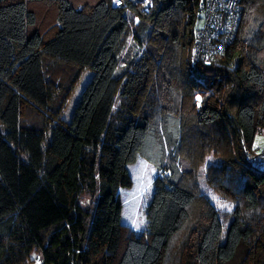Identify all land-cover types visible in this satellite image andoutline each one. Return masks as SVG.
Wrapping results in <instances>:
<instances>
[{
    "label": "trees",
    "instance_id": "16d2710c",
    "mask_svg": "<svg viewBox=\"0 0 264 264\" xmlns=\"http://www.w3.org/2000/svg\"><path fill=\"white\" fill-rule=\"evenodd\" d=\"M125 2L0 0V264H264V0L195 66L201 0ZM38 3L58 9L42 30ZM138 157L157 171L140 232L120 193Z\"/></svg>",
    "mask_w": 264,
    "mask_h": 264
},
{
    "label": "rangeland",
    "instance_id": "374dc122",
    "mask_svg": "<svg viewBox=\"0 0 264 264\" xmlns=\"http://www.w3.org/2000/svg\"><path fill=\"white\" fill-rule=\"evenodd\" d=\"M73 1L79 5H82L85 2H90L91 0ZM115 3L119 5L120 1L115 0ZM124 3L126 5L125 0ZM33 8L37 11L39 16L38 27L40 30L48 28L53 22L57 20L58 9L55 4L38 3ZM203 24L204 20L200 19L198 25L202 26ZM134 49V40L132 35H130L126 48L122 54V67L125 68L127 66V58L129 55L134 54ZM92 76L93 72H85L72 95H67L68 99L66 102H64L65 104H63L66 106L64 107V118L68 121L72 119L75 107L80 100L82 91L87 83L91 80ZM61 77L62 75L57 74V79H61ZM252 149L256 154L261 153L264 150V131L257 133L253 141ZM128 168L133 179V186L131 188H123L120 192L123 201L122 223L130 227L132 230L140 232L144 230L147 224L146 206L150 202L154 193V179L157 175V171L153 165L148 163L142 157H138L134 163L129 164ZM202 184L203 190L207 194L211 195V198L218 209L225 212L232 211L234 208V204L232 202L226 201L222 197L215 194L211 188L208 187L205 180H202ZM84 199L88 201V196H85ZM222 205H226V207H222Z\"/></svg>",
    "mask_w": 264,
    "mask_h": 264
},
{
    "label": "built area",
    "instance_id": "2783aa9c",
    "mask_svg": "<svg viewBox=\"0 0 264 264\" xmlns=\"http://www.w3.org/2000/svg\"><path fill=\"white\" fill-rule=\"evenodd\" d=\"M117 7L125 5L124 0H119ZM243 0H201L200 9L205 24L198 29L191 48V62L195 66L204 57L211 61L216 48L212 40L219 39L224 44H229L234 39L236 28L240 22V7ZM252 160L264 167V150L254 154Z\"/></svg>",
    "mask_w": 264,
    "mask_h": 264
},
{
    "label": "water",
    "instance_id": "95a60500",
    "mask_svg": "<svg viewBox=\"0 0 264 264\" xmlns=\"http://www.w3.org/2000/svg\"><path fill=\"white\" fill-rule=\"evenodd\" d=\"M77 264H82L80 257L77 259Z\"/></svg>",
    "mask_w": 264,
    "mask_h": 264
},
{
    "label": "snow or ice",
    "instance_id": "6c2138e0",
    "mask_svg": "<svg viewBox=\"0 0 264 264\" xmlns=\"http://www.w3.org/2000/svg\"><path fill=\"white\" fill-rule=\"evenodd\" d=\"M197 99L199 100L200 98H199V97H197ZM222 207H226V205H222Z\"/></svg>",
    "mask_w": 264,
    "mask_h": 264
}]
</instances>
